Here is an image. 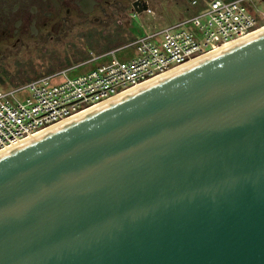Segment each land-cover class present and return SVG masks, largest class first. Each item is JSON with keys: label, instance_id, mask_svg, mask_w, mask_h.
<instances>
[{"label": "water", "instance_id": "water-1", "mask_svg": "<svg viewBox=\"0 0 264 264\" xmlns=\"http://www.w3.org/2000/svg\"><path fill=\"white\" fill-rule=\"evenodd\" d=\"M0 264H264V30L0 153Z\"/></svg>", "mask_w": 264, "mask_h": 264}, {"label": "built area", "instance_id": "built-area-1", "mask_svg": "<svg viewBox=\"0 0 264 264\" xmlns=\"http://www.w3.org/2000/svg\"><path fill=\"white\" fill-rule=\"evenodd\" d=\"M248 2L186 0L187 9L192 10L188 17L164 29L144 30L109 52L133 48L135 56L130 59L113 57L68 77L66 72L71 67L0 90V153L260 32L264 14L248 8ZM142 13L154 15L151 8ZM159 36H163L161 41Z\"/></svg>", "mask_w": 264, "mask_h": 264}, {"label": "rangeland", "instance_id": "rangeland-1", "mask_svg": "<svg viewBox=\"0 0 264 264\" xmlns=\"http://www.w3.org/2000/svg\"><path fill=\"white\" fill-rule=\"evenodd\" d=\"M148 1L154 15L142 13L136 14L132 18L130 12L113 11L107 8L105 15L102 14V22L94 23L90 19L84 24H76L68 35H60L56 41L46 45L43 49L24 52L20 59L23 63L22 68L16 76H5V86H0V90H9L13 86L21 84V81L28 82L49 70L56 72L71 66L74 68L66 72V75L71 77L113 57L119 60L130 59L135 56L133 48L120 50L113 54L109 52L114 51L117 47L120 48L119 46L131 40L132 37L137 38L144 30L164 29L188 17L192 12L187 9L186 0ZM126 2L128 0H121L122 4H126ZM247 7L264 14V0H250ZM162 39L163 36H159V41ZM106 53L108 55L104 58H97V56Z\"/></svg>", "mask_w": 264, "mask_h": 264}, {"label": "flooded vegetation", "instance_id": "flooded-vegetation-1", "mask_svg": "<svg viewBox=\"0 0 264 264\" xmlns=\"http://www.w3.org/2000/svg\"><path fill=\"white\" fill-rule=\"evenodd\" d=\"M146 5L148 0H0V77L16 76L22 68L24 52L43 49L76 24L102 22L107 8L130 12L132 4ZM141 14V13H140ZM32 49V50H30ZM20 81V80H19Z\"/></svg>", "mask_w": 264, "mask_h": 264}, {"label": "trees", "instance_id": "trees-1", "mask_svg": "<svg viewBox=\"0 0 264 264\" xmlns=\"http://www.w3.org/2000/svg\"><path fill=\"white\" fill-rule=\"evenodd\" d=\"M133 39H134V38L132 37L131 40H129V41L126 42L125 44L131 42ZM119 44H120V43H119ZM125 44H123V45H121V46H124ZM121 46H119V47H121ZM117 48H118V47H117ZM69 67H71V66H69ZM69 67H65V68H69ZM65 68H62V69H65ZM62 69H60V70H62ZM53 72H55V71H52V72H51V70H49V71H47V73H45V74H40V75H37V76H38V77H42V76L48 75V74L53 73ZM38 77H36V78H38ZM23 82H25V81H21L20 83H23Z\"/></svg>", "mask_w": 264, "mask_h": 264}, {"label": "bare ground", "instance_id": "bare-ground-1", "mask_svg": "<svg viewBox=\"0 0 264 264\" xmlns=\"http://www.w3.org/2000/svg\"><path fill=\"white\" fill-rule=\"evenodd\" d=\"M263 30H264V29H263ZM223 48H225V46H224V47H223V46L220 47V48L218 49V51L221 50V49H223ZM202 58H203V57H202ZM200 59H201V58H200ZM198 60H199V59H198ZM196 61H197V60H194V61H192L191 63L196 62ZM191 63H189V64H191ZM184 66H186V65H184ZM184 66H183V67H184ZM183 67H181V68H183ZM140 87H141V86H140ZM138 88H139V87H138ZM136 89H137V88H136ZM134 90H135V89H134ZM117 98H118V97H117ZM76 117H77V116H76ZM64 122H67V121H64ZM64 122H63V123H64ZM63 123H61V124H63ZM61 124L55 125V126H53V127H51V128H55V127H57V126H59V125H61ZM51 128H50V129H51ZM43 132H45V131H43ZM43 132H42V133H43ZM32 138H33V137H30V138L26 139L25 141L30 140V139H32ZM25 141H24V142H25ZM3 152H4V151H3Z\"/></svg>", "mask_w": 264, "mask_h": 264}]
</instances>
